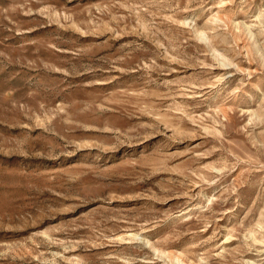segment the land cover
I'll use <instances>...</instances> for the list:
<instances>
[{
	"label": "rangeland",
	"instance_id": "374dc122",
	"mask_svg": "<svg viewBox=\"0 0 264 264\" xmlns=\"http://www.w3.org/2000/svg\"><path fill=\"white\" fill-rule=\"evenodd\" d=\"M0 264H264V0H0Z\"/></svg>",
	"mask_w": 264,
	"mask_h": 264
}]
</instances>
